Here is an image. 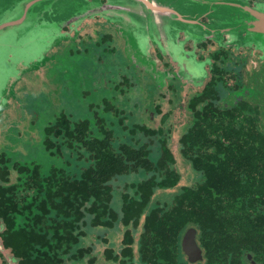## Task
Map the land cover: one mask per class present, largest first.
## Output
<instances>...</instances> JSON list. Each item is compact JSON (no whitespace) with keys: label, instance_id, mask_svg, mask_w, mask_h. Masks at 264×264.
<instances>
[{"label":"trees","instance_id":"16d2710c","mask_svg":"<svg viewBox=\"0 0 264 264\" xmlns=\"http://www.w3.org/2000/svg\"><path fill=\"white\" fill-rule=\"evenodd\" d=\"M189 106L176 149L168 126L146 116L127 125L123 110L104 96L90 103V117L61 113L44 127V151L53 158L48 166L0 152L2 244L19 264H94L93 246L81 240L92 227L117 226L119 248H104L111 264H264L259 107L246 100L225 105L211 95L194 97ZM174 150L197 176L171 202L150 205L156 188L181 179ZM140 171V179L113 182ZM114 189L120 210L112 205ZM188 226L197 228L200 262H188L181 251Z\"/></svg>","mask_w":264,"mask_h":264},{"label":"flooded vegetation","instance_id":"af4514ba","mask_svg":"<svg viewBox=\"0 0 264 264\" xmlns=\"http://www.w3.org/2000/svg\"><path fill=\"white\" fill-rule=\"evenodd\" d=\"M262 4L264 0H0V88L8 86L10 102V87L15 91L27 72L42 64L31 60L40 51L56 54L72 41L88 50L99 40L118 49L159 102L170 104L169 94L181 92L177 102L186 101L188 125L191 99L211 95L219 102L244 84L240 76L256 45L254 13ZM159 102L150 106L144 101L141 113L154 121L153 115L161 112ZM0 264H19L1 240Z\"/></svg>","mask_w":264,"mask_h":264},{"label":"rangeland","instance_id":"374dc122","mask_svg":"<svg viewBox=\"0 0 264 264\" xmlns=\"http://www.w3.org/2000/svg\"><path fill=\"white\" fill-rule=\"evenodd\" d=\"M98 42L99 44L89 47L88 50H84L72 41L65 50L56 54L48 55V50L46 53L40 51L37 57L31 60L34 62L39 59L42 64L37 70L27 72L28 74L23 77V81L19 82L15 91L10 87L9 91L13 94L10 102L5 96L8 86L4 87L1 84L3 86L0 88V152L12 159H34L43 166H48L53 158L44 151L42 142L44 127L53 123L61 113L71 115L73 119L90 117V103L98 98L101 100L104 96L123 110L126 117L125 124L146 121L145 113H141L140 109L144 101L150 106L159 102V97L155 96V90L153 88L150 91L147 90V85L141 81L142 77L138 75L137 70L135 71L125 63V57L117 48L108 49L99 40ZM250 61L251 58L247 61L246 68H248H244L245 71H242L243 75L240 77L243 76L242 80L244 78L245 83L252 80L256 85L257 95L251 94L246 101L258 104L261 113L260 123L264 127V75L260 77L259 75L263 74L261 71L256 73L250 70L249 68L256 64L255 61ZM229 71L237 72L236 68L231 67ZM238 72L240 73V70ZM249 85L251 86L252 83ZM251 87L253 88V85ZM169 95L171 103H165L166 99L160 100L161 112L155 113L152 119L157 126L158 124L170 125L169 145L176 149L178 139L188 123L186 101L180 99L177 102L178 98L182 97L179 91ZM170 110L175 111L173 115L168 114L162 120L159 119L161 114H166ZM114 131L116 134L122 132L117 126L114 127ZM174 153L181 179L172 187L156 188L150 205L157 201L171 202L182 186L191 183L192 178L197 176L189 162L180 157L178 150H174ZM158 155L156 145L152 156L156 159ZM142 177L144 173L140 171L120 176L113 182L137 180ZM112 205L116 210H120L121 203L117 189H114ZM122 235L123 229L117 226L111 230L92 227L89 236L83 238L80 243L93 246V254L96 257L94 264H111L103 256L104 248L107 246L119 248ZM81 264H87V262Z\"/></svg>","mask_w":264,"mask_h":264},{"label":"water","instance_id":"95a60500","mask_svg":"<svg viewBox=\"0 0 264 264\" xmlns=\"http://www.w3.org/2000/svg\"><path fill=\"white\" fill-rule=\"evenodd\" d=\"M254 16L253 40L256 45L254 46V50L252 54H250L249 58H251L250 62L255 61L256 64L252 65L249 69L256 73L257 71H261L263 73L259 75L261 77V75H264V4L258 6ZM172 75L178 76V73H173ZM251 83L253 88L251 87L252 85H249ZM255 87L256 85L252 80H249L246 83L244 82V84L239 89L229 94L221 102L225 105H228L236 104L240 100H246L247 97L253 93L257 95ZM2 227L3 225L1 224V228ZM180 245L181 251L188 262L196 263L203 260V250L197 241L196 227L188 226L184 230L181 236ZM248 258H251V255H248Z\"/></svg>","mask_w":264,"mask_h":264}]
</instances>
